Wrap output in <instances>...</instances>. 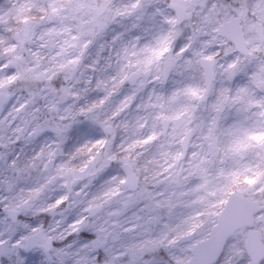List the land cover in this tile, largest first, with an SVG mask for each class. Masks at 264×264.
<instances>
[{
  "label": "snow or ice",
  "instance_id": "6c2138e0",
  "mask_svg": "<svg viewBox=\"0 0 264 264\" xmlns=\"http://www.w3.org/2000/svg\"><path fill=\"white\" fill-rule=\"evenodd\" d=\"M0 264H264V0H0Z\"/></svg>",
  "mask_w": 264,
  "mask_h": 264
}]
</instances>
